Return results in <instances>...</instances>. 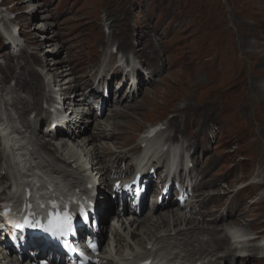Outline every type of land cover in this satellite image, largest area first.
<instances>
[{"label":"rangeland","instance_id":"374dc122","mask_svg":"<svg viewBox=\"0 0 264 264\" xmlns=\"http://www.w3.org/2000/svg\"><path fill=\"white\" fill-rule=\"evenodd\" d=\"M7 1L11 9L32 11L30 16L20 13L19 24L35 39L39 40L42 35L35 33L33 22L51 29L56 60L70 68L69 81L75 84L86 80L90 62H98L95 44L103 47L105 53L98 54L104 59L96 71L91 70L90 84L96 75L115 67L112 57L107 64L108 44L98 29L106 14L120 48L137 58L148 76L156 72L154 85L143 94L146 102L143 118L148 111L158 108L157 104H161V108L155 113L157 118L148 116L145 121H158L165 107L178 99V105H183V110L187 111L181 114L186 118L188 147L195 143L197 152L214 161L213 166L204 167L205 179L227 185L229 177L235 176L239 183L236 190L245 185L240 183L246 179L239 158L244 155L242 149L237 148L236 137L243 141L248 132L251 137L246 145L252 156L250 163L255 161L250 164L252 175L264 180V6L261 7L264 0H227V6L224 0H32L30 3V0H16V3L5 0V3ZM11 12V17L17 14ZM51 36H46L47 41ZM0 52L3 53L0 89L4 90L13 87L15 81L11 77L4 79L3 74L11 58L10 51L0 46ZM25 58L26 68H42L49 73L51 60L40 61L38 57H29L28 52ZM9 63L15 64V61ZM10 68L21 78L20 87L28 94L40 92V77L35 72L18 64L8 66ZM27 82L32 85H25ZM230 88L231 93H238L229 94ZM37 109L42 112L40 103ZM196 120L200 127L195 125ZM118 125L123 122L119 121ZM209 153L215 155V160ZM193 175L197 176L196 172ZM259 197L263 200L259 193L255 195L254 189L248 188L244 193L238 192L230 202L239 215L236 221H243L245 227L255 232L264 230V201L259 203L261 206H250ZM227 203L218 201L214 205L226 206ZM152 226L162 224H147L151 231Z\"/></svg>","mask_w":264,"mask_h":264},{"label":"bare ground","instance_id":"6f19581e","mask_svg":"<svg viewBox=\"0 0 264 264\" xmlns=\"http://www.w3.org/2000/svg\"><path fill=\"white\" fill-rule=\"evenodd\" d=\"M32 8V7H31ZM32 12V11H31ZM36 28V27H35ZM44 41H46L44 39ZM123 41V40H122ZM48 46V45H46ZM47 51H53V49L48 48ZM52 53V52H51ZM48 55V53H46ZM20 59L23 61V55L20 54ZM121 63V62H120ZM122 64V63H121ZM12 69L10 68V72ZM23 74H25L26 72H23V70H20ZM13 74V73H12ZM40 74V80H42V82L44 83V76H41L42 74L48 75L47 73L44 72V70L39 73ZM152 77H154V73H152ZM13 78L16 80L17 82V88H21L20 87V83L18 82L19 79H21L19 76H17V74H13ZM46 79H49V77H46ZM141 79L137 81V83H140ZM143 84V82H141ZM127 85L129 86V84L127 83ZM37 86V85H36ZM38 88L39 91L42 88V91H44V94L47 97V101H45V103H54L55 100L60 99L61 98V94L59 93V91H57L55 89L54 86L49 87V86H45L44 84H41L40 81L38 83ZM37 88V89H38ZM54 88V90L52 89ZM24 95H28L31 97V101L34 102L32 103L31 101H27L26 102V97L24 96H18L16 95V91L17 89H8V91L13 95L12 96V106L18 105V104H25L26 107L29 106H34L36 105V103L38 102L37 99V95L38 94H34V95H30L28 94L24 88H22ZM140 92L143 93V90H141ZM0 99H2V96H0ZM40 103V102H39ZM38 103V104H39ZM37 104V106H38ZM42 105V102H41ZM35 106V107H37ZM33 107V109L35 108ZM23 108V106H22ZM32 109V110H33ZM31 110V112H32ZM0 111H2V119L3 121H6L8 124L4 123L6 125V128L3 130V134H5V136H9L7 139H4V142H8L9 145L14 143L15 141V137L18 138L19 136L22 135L23 132H12V129L14 128L15 125H13L14 123V119L21 114V110H16L13 111L12 113H14V116L11 117H6L5 112H4V106H3V100L0 103ZM37 113H40V111H38ZM36 113V114H37ZM32 114H34L32 112ZM115 117H118V113L117 112H113L112 116H111V121L114 120ZM1 119V118H0ZM89 125L88 128L85 131L79 132L76 139L80 140V142H83V138L85 137V134L87 131H89V129L93 130V135L90 137V141H94L95 140V135L97 133L102 134L105 129H106V125L105 123H107V120H105L104 123H101L97 120V118L95 117L94 113L92 112L91 114H89ZM13 125V126H12ZM22 127L21 124H18ZM19 126V127H20ZM26 128H29V125L26 123L25 124ZM115 123H112V128H114ZM23 128V127H22ZM11 135V136H10ZM28 139H31L30 144L32 146H37L38 144V140L36 139L35 135H30L27 137ZM109 141L113 140V137H109L108 138ZM7 143V144H8ZM29 144V143H27ZM1 147V144H0ZM194 150V156L197 154V147L195 145L191 146ZM21 149H18V151L20 152ZM107 150V149H106ZM10 153V148L9 146H7L6 150H1L0 154L1 155H5ZM109 155L113 156L115 155V153L113 151H109ZM12 157H10V159H7L6 161V170L8 171H14L16 169L15 163L11 162ZM0 162H3V156L0 157ZM26 166H30V162L26 161ZM1 166V165H0ZM49 167V165H48ZM2 168V166H1ZM104 170H99V172H103ZM196 172L198 175L202 176V178H205V173L203 170H199L198 169V165L196 164ZM108 173V171H106L105 173L102 174V177L104 176L105 178L107 177L106 174ZM72 178V174L69 173L65 167H63L60 164V179H62L64 184H70L72 183L71 181ZM110 178V177H108ZM102 180H104V178H102ZM118 181L117 179L113 180L111 182V184H109L110 186L113 185L114 182ZM61 182V181H60ZM193 182L195 183V179H193ZM6 186L5 182H1L0 186ZM108 187L106 190L109 191ZM158 189H161V187H158ZM159 194L158 195H154V197L151 200V210L150 212H147V208H146V204H144L141 208L140 214H134L131 219L128 222V226L133 227L135 226V229L133 232V234H131L132 237L136 238L137 240H140L142 238H144L145 240H152L155 239L157 234L160 233V231L167 229L168 226V221L166 220V217L170 216L171 217V221L173 223L174 226L179 225L180 223H184L185 225L183 226L184 230H179L181 228H177L176 231L180 232V233H184V235H180L182 237H184V241H182V244L184 246H189V247H196V246H206V247H212L214 249H220V247L223 245L224 243V239L222 237L219 236L220 233L223 232V228L225 226L231 225V223H234V219L233 218H229L226 217L225 219L221 220L220 222L215 221L214 219H212V221L209 222H205L203 220V217L206 216V209L204 207L202 208H198L195 210L194 214H198L201 219L199 220H195L192 217H188L187 219H183L182 217H180L178 215V212H184L187 213L188 210H186L183 206H182V202L185 200H188L192 206L197 204L199 202V199L201 197V192L194 187L192 190L190 191H185V193L183 195H180L175 202L171 201L172 195H170L169 198H167L166 201L162 202L161 204L157 205L158 199H159ZM189 213V212H188ZM223 218V217H221ZM151 223H156V224H162L161 227H155L152 226V228L154 229L153 231H151L149 228H147V224H151ZM236 224V223H234ZM179 230V231H178ZM232 232H239L237 230H231ZM232 232H224L227 236V240L229 242V245L232 244H239V243H247V240H239V241H235L233 238V234ZM152 241H149V243H151ZM261 244H264L263 242H261ZM211 245V246H209ZM255 247V246H254ZM258 250L260 251V253L262 254L264 252V246L260 245L257 247ZM178 254H184L187 252L186 249H182L177 251ZM244 255H246L248 252H251V250H242L241 251ZM159 255H163V254H159ZM8 257L11 263L13 264H17V263H21V264H31V262L27 261V260H23V256L22 257H17L12 255L11 252H8ZM110 257L113 258V252L110 253ZM115 257H116V252H115ZM231 258V257H230ZM246 258L251 259L250 256H246ZM239 259H237L238 261ZM250 262V260H249ZM217 262H215L216 264ZM98 264H104L103 261L99 260Z\"/></svg>","mask_w":264,"mask_h":264},{"label":"snow or ice","instance_id":"6c2138e0","mask_svg":"<svg viewBox=\"0 0 264 264\" xmlns=\"http://www.w3.org/2000/svg\"><path fill=\"white\" fill-rule=\"evenodd\" d=\"M58 206L54 203L52 204V208L56 209ZM7 214V213H5ZM31 215V213H30ZM50 219L48 221V226L45 228L46 231H53L54 227H60L62 229L70 230L71 228V217L69 216L68 212L65 211L63 214L59 213H50ZM26 223L31 227L33 226L32 223L26 219ZM43 227V225H41ZM55 234V233H53ZM63 234V233H62Z\"/></svg>","mask_w":264,"mask_h":264}]
</instances>
